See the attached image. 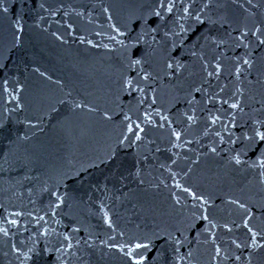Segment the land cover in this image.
<instances>
[{"label": "water", "instance_id": "95a60500", "mask_svg": "<svg viewBox=\"0 0 264 264\" xmlns=\"http://www.w3.org/2000/svg\"><path fill=\"white\" fill-rule=\"evenodd\" d=\"M262 142L264 0H3L0 264H264Z\"/></svg>", "mask_w": 264, "mask_h": 264}, {"label": "snow or ice", "instance_id": "6c2138e0", "mask_svg": "<svg viewBox=\"0 0 264 264\" xmlns=\"http://www.w3.org/2000/svg\"><path fill=\"white\" fill-rule=\"evenodd\" d=\"M24 2H25V0H21V6H23ZM2 6H3V0H0V7H2ZM173 7H174V5L172 3H169L168 6H167V11L171 12V10H172ZM3 10L5 12H7L8 11V8L4 7ZM184 12H186V13L188 12V8L187 7L184 8ZM197 19H199V16H197ZM181 31L182 32L183 31H187V29H181ZM191 38L192 37L190 36L189 39H191ZM89 43H91V41H89ZM132 62L133 63H138L139 61L138 60H133ZM217 68H219V65H217ZM233 107H235V105H233ZM189 119H191V117H189ZM129 127H131V125H129ZM176 135H179V133H176ZM261 135L262 134L259 131H257V132L254 133V136L255 137H261ZM253 147L259 148L260 149V156L261 157H264V142L259 143V144H255V145H253ZM236 159H237V162H239L238 157ZM188 191L190 192L191 190L188 189ZM201 199H203V197H201ZM225 227H227V225H225ZM178 242L179 241H177V243ZM148 243H150V242H146L144 244L135 243V244L132 245V247L133 248H136V249H143V248H146L148 246ZM17 251H19V250L17 249ZM127 255L129 257H131L133 260H136V261H144L145 260V256L144 255H141L139 253L133 255V253H132L131 250L128 251Z\"/></svg>", "mask_w": 264, "mask_h": 264}]
</instances>
